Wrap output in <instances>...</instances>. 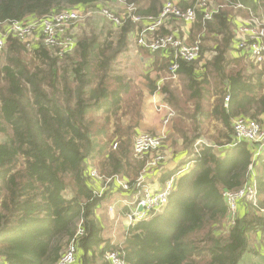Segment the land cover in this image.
Segmentation results:
<instances>
[{"label": "trees", "instance_id": "16d2710c", "mask_svg": "<svg viewBox=\"0 0 264 264\" xmlns=\"http://www.w3.org/2000/svg\"><path fill=\"white\" fill-rule=\"evenodd\" d=\"M110 1L131 7L130 13L140 17L157 16L164 4L0 0V29L5 23ZM216 6L211 20L199 11L188 40L201 39L202 56L216 52L205 71L195 64L202 56L194 62L177 60L189 97L170 85L160 90L179 115L174 127L185 128L184 143L192 148L210 117L224 126L219 136L225 139H217V145L232 143L234 119L264 120V67L229 56L235 18L246 16L247 9L264 14V0H216ZM134 30L131 18L120 27L92 30L63 57L39 42L28 47L16 36L6 39L0 50V264H56L73 239L82 264H110L104 260L110 250L120 252L129 264H239L249 234L264 232V155L255 157L250 144L241 141L223 156L207 144L201 150L198 145L194 165L177 178L161 212L131 226L121 244L102 236L96 210L106 190H93L89 160L95 161L104 186L107 179L120 176L128 190L138 186L146 163L137 161L133 151L142 92L116 67ZM189 102L194 103L193 113ZM186 118L193 122L187 124ZM251 167L258 206L244 203V213L227 225L231 218L223 194L241 187Z\"/></svg>", "mask_w": 264, "mask_h": 264}, {"label": "built area", "instance_id": "2783aa9c", "mask_svg": "<svg viewBox=\"0 0 264 264\" xmlns=\"http://www.w3.org/2000/svg\"><path fill=\"white\" fill-rule=\"evenodd\" d=\"M125 9L126 11L122 14L123 16H119L107 7H103L101 11L109 21L118 26H122L128 18H131L135 24L145 22L141 29L138 30L137 44L151 52L169 51V72L172 76H177L179 68L178 59L194 62L200 58L201 42L189 43L185 38L174 33L164 34L161 31L162 27L172 19L186 24H193L196 22L200 10H204V20H211L217 12L216 8H210L207 0H198L193 6L185 8L174 0H167L157 16L148 17L131 14V7H125ZM84 16V9L72 7L66 10L55 11L42 17H32L24 21L5 23L0 29V50L5 47L6 39L10 35H13L21 39L28 47L39 42L50 48L56 55L63 57L75 48L77 40L72 34V29L81 22ZM29 38H34L35 41L30 42ZM235 39V49L237 51L245 54L256 65L264 66V16L252 14L250 20H245L238 27ZM161 88L162 85L159 83L158 90H161ZM228 100L229 96L226 97V101ZM162 106L164 107L165 105ZM173 115L174 111L170 108L163 122L164 125L170 122ZM233 132L235 142L247 141L256 144L257 150L254 156H259L264 147V120L238 117L233 121ZM166 138V129L162 130L159 134L140 133L135 138L133 144L134 155L142 157L152 152L153 157L138 178L137 184L142 187V193L129 212L131 223L146 221L161 212L169 202L177 178L188 169L182 167L173 174L166 181L162 190L152 191L146 184L147 168L157 167L166 159L165 153L162 152ZM198 144H200V140ZM114 146L116 147L117 144ZM89 174L92 178L103 181V177L99 175L96 169H91ZM112 183H117V186L121 189H129L127 181L120 176H115L106 180L104 190L108 189ZM98 193L102 194L103 192ZM223 196L228 207V215L232 221L231 224L234 223L238 206L241 202H249L254 206H258L259 189L255 180L254 168L251 167L250 177L241 187L234 190H226ZM82 232V230H79L78 235ZM77 250L76 239H73L56 264H73L76 261ZM105 258L110 264H129L120 252L116 250L107 251Z\"/></svg>", "mask_w": 264, "mask_h": 264}, {"label": "crops", "instance_id": "0c3cea01", "mask_svg": "<svg viewBox=\"0 0 264 264\" xmlns=\"http://www.w3.org/2000/svg\"><path fill=\"white\" fill-rule=\"evenodd\" d=\"M167 0H164V3ZM178 2L180 5H192L195 3V0H174ZM216 3V0H213ZM97 7L103 6L102 4H96ZM111 8L120 10L121 12L126 11L124 5L117 1H110L107 3V6ZM92 6V5H91ZM88 7V6H87ZM85 8V7H84ZM83 9V8H82ZM246 16H237L234 20L235 22V32L237 35L238 27L244 23V21L251 17L254 14L253 11L247 9L245 12ZM262 16L263 13L259 12ZM258 14V13H257ZM249 15V16H248ZM173 20V19H172ZM111 22V21H110ZM183 26V30L176 29L174 25L171 23V20L168 21L161 29L162 33H174L176 35L185 38L186 41L189 40L192 30H194V24H186L181 22ZM114 24V23H113ZM145 24V22L139 24L141 27ZM114 26H118L114 24ZM120 27V26H118ZM138 27V26H136ZM135 27L134 32L130 35V43L129 48L120 54L119 61L117 62V66L121 67L118 70H121L128 76V79L134 82L137 88L142 92V106L141 113L142 118L140 121V125L138 128V134L140 133H153L159 134L162 130H167V142L164 143L162 147V152L165 153L166 159L159 166L153 168H147L146 184L152 189V191L162 190L166 181L175 173L177 170H180L182 167L188 168V171L195 163V155H197L198 145H200V150L207 144L212 147L215 153H218L220 156H223L226 151L231 150L234 145L238 142H235L234 135L231 132L232 143L217 145L216 140H223L225 138H221L220 132L217 133L215 130L211 131L208 135L206 127L208 126V122L215 125V128H218L221 131H224L223 124L212 117L205 120V125L203 126V136L197 139L195 146L197 148L188 147L184 143L183 133H185V128L176 129L174 127L173 120H175L179 115L173 109L171 104L166 100L164 93L160 90L153 91L150 87L152 82H155L157 85L160 83L162 87L165 88L166 85H170L171 88L178 89L183 97L186 99L189 97V93L185 92L184 89V81L181 79L179 73L177 76H172L169 72L168 65L170 62V53L167 50H162L159 52H151L150 50L140 46L135 43V39H137L138 30ZM77 28V27H76ZM75 28V29H76ZM105 28H100L97 31H101ZM166 32V33H165ZM77 40V38H76ZM78 41V40H77ZM196 41H201L198 39ZM195 41V42H196ZM189 42V41H188ZM235 42L232 43V48L229 51V56L232 59H243L247 61L248 64H253L257 66L255 63L251 62L247 56L243 53H240L235 49ZM194 43V42H190ZM216 52L206 51L202 58L195 62L196 67L199 71H205V65L207 61L211 60ZM259 67V66H258ZM264 67V66H260ZM182 82V83H181ZM180 83V84H179ZM183 84V86H182ZM153 85V84H152ZM178 87V88H177ZM180 88V89H179ZM215 97L211 99V103H213ZM162 105H165L164 107ZM190 112H194V103H188ZM174 111L173 117L170 119V122L167 125H164V120L166 118L167 112L169 109ZM201 115L196 114V120L200 121ZM186 123L191 124L193 119L186 118ZM203 120V119H202ZM192 121V122H191ZM193 128V124L191 125ZM201 132V131H200ZM189 135L192 136V133L189 132ZM220 138V139H219ZM169 139V140H168ZM200 140V144L198 141ZM247 142V141H246ZM249 143V142H247ZM252 149L253 154L257 150V145L253 143H249ZM264 155V147L259 156ZM137 161H145L144 167L147 166L148 162L152 159L153 153L150 152L145 154L142 157H136ZM88 168L96 169V163L93 160H89ZM187 171V170H186ZM185 171V172H186ZM256 176V172H255ZM91 186L95 192H103L104 191V183L103 181L91 178L90 179ZM104 195L105 198L99 204L96 215L98 222H100L102 226V236L110 240L111 243L121 244L131 228L135 223H131L129 219V212L132 209V206L135 204L136 200L142 193V187L133 185L130 190H124L117 186V183H112L109 185L108 189H105ZM103 195V196H104ZM244 202H241L238 206V214L244 213ZM80 253L77 250L76 261L73 264H82L78 263V256ZM104 260L108 262L104 255ZM0 263H3L0 258ZM109 263V262H108ZM239 264H264V232L261 230H257L256 232H251L248 237V245L246 251L240 258Z\"/></svg>", "mask_w": 264, "mask_h": 264}, {"label": "rangeland", "instance_id": "374dc122", "mask_svg": "<svg viewBox=\"0 0 264 264\" xmlns=\"http://www.w3.org/2000/svg\"><path fill=\"white\" fill-rule=\"evenodd\" d=\"M196 1V0H195ZM208 1V4L210 6V8H217L218 6H216V3L213 2V0H207ZM103 7H107L111 10H113L114 12H116L119 16H123L122 14L125 13V11L121 12L120 10H117V9H114V8H111L109 5L107 6H101V7H97V5H92V6H88V7H85L83 8L85 10V16L84 18L81 20V22H79L73 29H72V34L74 35L75 38H77V40L79 38H81L83 35H85L86 33H89L91 32L92 30H99L100 28H108L110 26H113L114 24L112 22H110L105 16L104 14L102 13V9ZM261 12V11H260ZM262 13V12H261ZM259 15H261L260 13H258ZM246 20H250V17H248ZM171 23L174 25V27L179 30H183V26H182V23L181 21L179 20H176V19H173L171 20ZM138 26V27H136ZM77 27V28H76ZM116 27V26H115ZM118 27V26H117ZM135 27L137 28V30H140L141 29V25L139 24H135ZM76 28V29H75ZM135 39V43L137 41L136 38ZM29 41L32 42V41H35L34 38H29ZM120 57V56H119ZM118 61H119V58H118ZM117 61V62H118ZM118 67V66H117ZM121 69V67H118ZM182 83V82H181ZM180 84V83H179ZM183 86V84H182ZM178 88V87H177ZM180 89V88H179ZM216 131L217 133L221 132V130H219L218 128H215V125L214 124H211V122H208V126L206 127V132L207 134L209 135L211 133V131ZM221 134V133H220ZM220 139V138H219ZM167 138L165 139V142ZM169 140V139H168ZM164 142V143H165ZM117 147V146H116ZM114 146V148H116ZM98 170V168H96ZM245 203V202H244ZM238 215V211H237V214L236 216ZM232 221L229 220L227 225L231 224ZM225 230V228H224ZM222 232H224L223 230H220ZM222 235H225V233H222Z\"/></svg>", "mask_w": 264, "mask_h": 264}]
</instances>
